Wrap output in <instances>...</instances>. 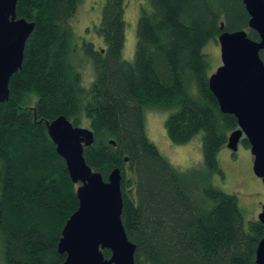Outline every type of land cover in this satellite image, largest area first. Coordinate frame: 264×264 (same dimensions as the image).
<instances>
[{
  "label": "trees",
  "instance_id": "trees-1",
  "mask_svg": "<svg viewBox=\"0 0 264 264\" xmlns=\"http://www.w3.org/2000/svg\"><path fill=\"white\" fill-rule=\"evenodd\" d=\"M82 1L17 0L16 17L34 28L0 103L1 264L65 260L57 245L77 209V185L45 127L60 116L93 132L83 154L93 172L107 181L121 171L120 218L135 264H256L264 225L246 223L236 196L211 181L223 176L217 155L238 126L209 89L204 50L223 32L244 30L259 41L242 0H147L132 61L121 58L125 0H105L96 28L105 48L82 46L88 84L87 64L72 58L70 21ZM259 57L264 64V51ZM146 111L167 113L164 129L175 145L201 134L203 165L173 167L146 135Z\"/></svg>",
  "mask_w": 264,
  "mask_h": 264
},
{
  "label": "water",
  "instance_id": "water-1",
  "mask_svg": "<svg viewBox=\"0 0 264 264\" xmlns=\"http://www.w3.org/2000/svg\"><path fill=\"white\" fill-rule=\"evenodd\" d=\"M248 27L259 37L253 41L244 30L223 32L217 38L221 65L209 76V89L223 114L233 115L238 128L228 136L226 148L237 151L245 139L253 157V172L264 184V0H242ZM17 0H0V103L9 96V80L20 68L27 38L34 23L16 17ZM222 30V24L220 26ZM47 134L77 185L76 211L65 222L57 249L62 264H135V245L121 222V171L116 168L104 181L84 159V149L94 142L89 128L73 126L60 116L45 122ZM112 144L113 142L110 141ZM124 161H127L125 158ZM264 225V205L257 217ZM103 250L110 252L105 258ZM264 264V234L255 252Z\"/></svg>",
  "mask_w": 264,
  "mask_h": 264
},
{
  "label": "rangeland",
  "instance_id": "rangeland-1",
  "mask_svg": "<svg viewBox=\"0 0 264 264\" xmlns=\"http://www.w3.org/2000/svg\"><path fill=\"white\" fill-rule=\"evenodd\" d=\"M104 3L105 0H83L70 21L73 33V61L77 65L81 62L87 64L84 70L81 71V73L83 72L82 81L84 84H88L92 79V67L83 56V44L91 43L95 49L105 48L104 41L96 32ZM143 6H147V0H125V43L121 53V58L125 61H132L134 58L136 26L140 8ZM204 50L210 57L209 73H212L221 65L219 46L214 42H210ZM166 116L167 113L164 112H145V132L148 139L173 167L186 170L190 167L202 166L201 134L196 135L184 145L171 143L164 129ZM242 140L238 143L235 153L228 150L226 146L218 152L217 160L223 176L214 175L211 181L221 191L236 196L244 220L247 223L251 220H257L262 210L264 184L253 172V157L250 148H246Z\"/></svg>",
  "mask_w": 264,
  "mask_h": 264
}]
</instances>
